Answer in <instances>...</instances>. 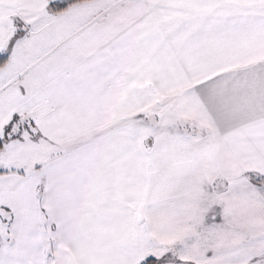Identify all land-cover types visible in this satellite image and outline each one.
<instances>
[{"label": "snow or ice", "instance_id": "snow-or-ice-1", "mask_svg": "<svg viewBox=\"0 0 264 264\" xmlns=\"http://www.w3.org/2000/svg\"><path fill=\"white\" fill-rule=\"evenodd\" d=\"M0 264H264V0H0Z\"/></svg>", "mask_w": 264, "mask_h": 264}]
</instances>
